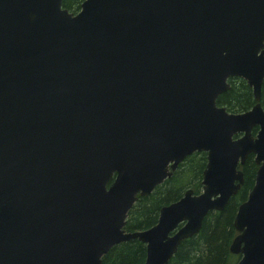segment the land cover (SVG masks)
I'll use <instances>...</instances> for the list:
<instances>
[{
    "label": "water",
    "instance_id": "water-1",
    "mask_svg": "<svg viewBox=\"0 0 264 264\" xmlns=\"http://www.w3.org/2000/svg\"><path fill=\"white\" fill-rule=\"evenodd\" d=\"M62 2L0 0V264H101L131 240L167 264L237 195L248 156L229 250L264 264V0ZM230 79L250 110L217 105ZM196 153L201 192L125 232L138 197Z\"/></svg>",
    "mask_w": 264,
    "mask_h": 264
},
{
    "label": "trees",
    "instance_id": "trees-1",
    "mask_svg": "<svg viewBox=\"0 0 264 264\" xmlns=\"http://www.w3.org/2000/svg\"><path fill=\"white\" fill-rule=\"evenodd\" d=\"M85 0H63L62 6L68 12L76 14ZM229 89L217 98V105L224 107L227 113L240 114L255 104L252 90L242 79H230ZM261 108L264 109V82L261 87ZM256 130H253L254 135ZM206 155L196 153L185 158L174 171L171 178L152 191L148 197H138L131 208L124 227L125 232L142 231L154 226L160 210L183 197L187 189L198 195L202 188V175L206 167ZM243 185L233 196L221 213L210 212L204 219L199 234L183 241L177 253L167 264H236L238 255H232L229 247L237 235L233 227L235 214L247 199L254 186L257 171L255 159L248 156L241 167ZM146 246L137 240L121 243L113 247L102 258L101 264H144Z\"/></svg>",
    "mask_w": 264,
    "mask_h": 264
},
{
    "label": "rangeland",
    "instance_id": "rangeland-1",
    "mask_svg": "<svg viewBox=\"0 0 264 264\" xmlns=\"http://www.w3.org/2000/svg\"><path fill=\"white\" fill-rule=\"evenodd\" d=\"M191 190V189H190ZM199 192H201V190L199 191ZM185 193V192H184ZM182 198V197H181Z\"/></svg>",
    "mask_w": 264,
    "mask_h": 264
},
{
    "label": "flooded vegetation",
    "instance_id": "flooded-vegetation-1",
    "mask_svg": "<svg viewBox=\"0 0 264 264\" xmlns=\"http://www.w3.org/2000/svg\"><path fill=\"white\" fill-rule=\"evenodd\" d=\"M177 169V168H176ZM241 169V168H240Z\"/></svg>",
    "mask_w": 264,
    "mask_h": 264
}]
</instances>
